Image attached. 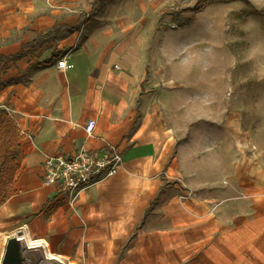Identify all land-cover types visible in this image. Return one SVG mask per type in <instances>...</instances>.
<instances>
[{
	"label": "crops",
	"instance_id": "obj_1",
	"mask_svg": "<svg viewBox=\"0 0 264 264\" xmlns=\"http://www.w3.org/2000/svg\"><path fill=\"white\" fill-rule=\"evenodd\" d=\"M45 1L0 0V107L22 135L15 192L0 205L4 243L20 231L61 264H264V123L230 112L229 93L222 101L196 89L208 79L196 64L183 77L179 44L149 60L130 42L86 41L61 71L66 36L82 23L12 59L55 24L86 16ZM109 147L121 169L83 191L76 212L43 184L46 156Z\"/></svg>",
	"mask_w": 264,
	"mask_h": 264
},
{
	"label": "rangeland",
	"instance_id": "obj_2",
	"mask_svg": "<svg viewBox=\"0 0 264 264\" xmlns=\"http://www.w3.org/2000/svg\"><path fill=\"white\" fill-rule=\"evenodd\" d=\"M90 4L91 0L45 1V7L67 12L66 16L86 15L81 31L67 34L63 58L86 41L117 46L130 42L137 45L133 54L138 49L149 60L162 44H179L182 61L190 64L181 68L183 77L192 75L196 64L197 74L209 80L194 83L196 89L218 93L222 101L229 93L225 100L230 112L239 114L246 125L264 123V0H108L94 14ZM56 40L53 50L60 45ZM214 97L217 117L220 101ZM4 248L0 237V261ZM22 257L23 264H61L45 259L39 247L23 248Z\"/></svg>",
	"mask_w": 264,
	"mask_h": 264
},
{
	"label": "built area",
	"instance_id": "obj_3",
	"mask_svg": "<svg viewBox=\"0 0 264 264\" xmlns=\"http://www.w3.org/2000/svg\"><path fill=\"white\" fill-rule=\"evenodd\" d=\"M56 67L61 71L72 70L73 66L66 58L57 61ZM118 69V66H115ZM10 113V109H7ZM96 123L89 120L85 133L92 137ZM123 165V156L115 147L104 152H91L80 149L72 155L46 156L43 162L42 182L53 188L56 198L66 203L74 212L80 194L115 176ZM43 244L40 243L42 247ZM43 248V247H42Z\"/></svg>",
	"mask_w": 264,
	"mask_h": 264
},
{
	"label": "trees",
	"instance_id": "obj_4",
	"mask_svg": "<svg viewBox=\"0 0 264 264\" xmlns=\"http://www.w3.org/2000/svg\"><path fill=\"white\" fill-rule=\"evenodd\" d=\"M106 1L108 0H93L91 3V13H96L97 9ZM83 18L84 15H81L75 27L55 24L47 33L38 35L31 44L24 45L22 51L13 56L12 59L16 60L23 57V48L39 46L50 42L53 36L64 27L70 30H79L82 26ZM3 59L1 58L2 61ZM21 140L22 135L15 120L10 116L5 107H0V205L4 204L15 192L14 179L18 171L17 156L20 151Z\"/></svg>",
	"mask_w": 264,
	"mask_h": 264
},
{
	"label": "water",
	"instance_id": "obj_5",
	"mask_svg": "<svg viewBox=\"0 0 264 264\" xmlns=\"http://www.w3.org/2000/svg\"><path fill=\"white\" fill-rule=\"evenodd\" d=\"M21 235L22 233L18 231L14 236L8 238L5 244L0 264H23V247L19 240V237Z\"/></svg>",
	"mask_w": 264,
	"mask_h": 264
},
{
	"label": "bare ground",
	"instance_id": "obj_6",
	"mask_svg": "<svg viewBox=\"0 0 264 264\" xmlns=\"http://www.w3.org/2000/svg\"><path fill=\"white\" fill-rule=\"evenodd\" d=\"M19 240L21 242V245L24 249H32L35 248L36 246H40V242H35L33 241L27 234L23 233L20 237ZM48 258H52V255L48 254Z\"/></svg>",
	"mask_w": 264,
	"mask_h": 264
}]
</instances>
